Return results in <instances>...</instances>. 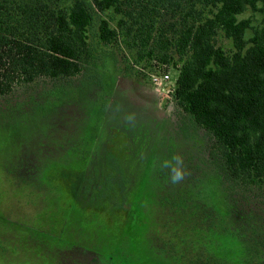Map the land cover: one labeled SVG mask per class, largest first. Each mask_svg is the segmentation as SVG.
I'll return each instance as SVG.
<instances>
[{"label": "rangeland", "instance_id": "1", "mask_svg": "<svg viewBox=\"0 0 264 264\" xmlns=\"http://www.w3.org/2000/svg\"><path fill=\"white\" fill-rule=\"evenodd\" d=\"M97 24L79 75L0 97V264H257L264 186L231 178L213 137L156 92L144 62L100 44ZM96 164L88 202L79 176Z\"/></svg>", "mask_w": 264, "mask_h": 264}, {"label": "trees", "instance_id": "2", "mask_svg": "<svg viewBox=\"0 0 264 264\" xmlns=\"http://www.w3.org/2000/svg\"><path fill=\"white\" fill-rule=\"evenodd\" d=\"M248 11L260 15L258 27L242 18ZM95 20L98 42L122 44L149 76L174 69L170 97L213 137L228 175L264 186V0H0V97L39 78L79 75L93 59ZM219 34L230 51L217 46ZM89 172L98 177V165ZM258 252L257 244L249 259L264 264Z\"/></svg>", "mask_w": 264, "mask_h": 264}, {"label": "built area", "instance_id": "3", "mask_svg": "<svg viewBox=\"0 0 264 264\" xmlns=\"http://www.w3.org/2000/svg\"><path fill=\"white\" fill-rule=\"evenodd\" d=\"M150 82L160 96H166V94L170 95L174 89V84H171L168 71L161 74L150 75Z\"/></svg>", "mask_w": 264, "mask_h": 264}, {"label": "flooded vegetation", "instance_id": "4", "mask_svg": "<svg viewBox=\"0 0 264 264\" xmlns=\"http://www.w3.org/2000/svg\"><path fill=\"white\" fill-rule=\"evenodd\" d=\"M155 104V107L157 106V102H155L154 103ZM109 112H107L106 114H105V116H106V118H109L110 117V115L111 114H108ZM105 118V117H104ZM99 167V171H100V173H99V176L98 177H96V175L94 174V173H90L89 172V177L91 178V180H95L94 182L95 183H93L91 180H90V183L88 182V181H86V182H84V180L86 179L85 177H84V175H85V173L87 172V171H89V167L88 166H85V169H84V171L82 172V174L79 176V181L81 180V185H84L83 184V182L85 183V184H88V185H94V184H98L99 182H101V178H100V176L102 175V169H101V165L100 166H98ZM80 183H79V185H80ZM96 198V197H95Z\"/></svg>", "mask_w": 264, "mask_h": 264}]
</instances>
